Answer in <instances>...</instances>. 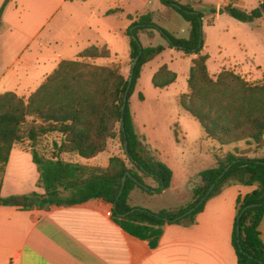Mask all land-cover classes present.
I'll return each instance as SVG.
<instances>
[{
  "label": "trees",
  "instance_id": "1",
  "mask_svg": "<svg viewBox=\"0 0 264 264\" xmlns=\"http://www.w3.org/2000/svg\"><path fill=\"white\" fill-rule=\"evenodd\" d=\"M159 1L174 9L188 23V36L176 37L154 23L151 11L126 14L131 20L124 32L129 40V58L132 61L138 55V59L132 69L122 125L120 108L128 76L124 77L115 65L62 60L56 71L27 101L11 91L0 94V187L10 150L23 138L22 124L28 118L33 124L38 120L39 124L26 132L31 142L48 132H58L62 138L51 157L31 149L38 173L37 185L43 193L31 192L26 196L23 208L74 205L99 198L111 205L112 219L126 233L145 240L153 248L157 246L166 224L194 223L206 200L224 185H256L252 191L236 198L231 243L237 264H264V243L259 230L264 217V157L247 156L253 149L239 152L234 146L232 151L221 157L214 154V165L199 172L198 180L191 186V200L184 206L153 211L129 204V194L133 189L138 188L148 195L159 194L170 186L172 178L171 168L156 159L136 133L129 107L128 97L140 77L142 66L165 49L163 44L143 46L137 36L140 30H147L149 34L155 30L167 41L168 47L175 46L187 55H194L188 70L187 91L178 95V103L200 124L206 138L220 146L243 141L249 142L254 149L264 147V72L262 78L255 82L243 80L237 73L226 69H221L215 76L210 75L206 65L208 55L202 52L203 14L179 0ZM7 2H2L0 16ZM224 7L240 22L264 18V0L249 10L232 2ZM210 10L216 12L214 8ZM121 11L115 7L105 14ZM78 55L109 57L110 51L106 45L98 47L92 44ZM176 77L175 71L162 64L153 73L151 83L155 88H165ZM139 97L142 99L141 93ZM117 135L124 156H111L104 168L68 162L60 157L61 153H76L81 158H92L103 152L108 141ZM227 165L230 166L224 171ZM126 171L130 176L126 177L119 193L121 178ZM219 175L221 177L218 178ZM146 178L155 180L157 186L147 184ZM0 204L18 205L12 196L0 197ZM190 208L191 212L184 214Z\"/></svg>",
  "mask_w": 264,
  "mask_h": 264
},
{
  "label": "crops",
  "instance_id": "2",
  "mask_svg": "<svg viewBox=\"0 0 264 264\" xmlns=\"http://www.w3.org/2000/svg\"><path fill=\"white\" fill-rule=\"evenodd\" d=\"M3 1L0 0V6ZM179 2L196 9L197 0ZM147 4H151V0H8L0 16V94L11 91L22 99H28L56 71L62 60H83L90 64L112 66L117 62L115 55H119L106 37L125 36L124 32L131 22L126 14L151 11L154 23L158 24L157 17L172 21L174 28L168 31L176 37L188 36V23L174 9L158 1L155 7L145 10ZM227 4L225 0H218L215 8ZM87 6L89 12L86 13L92 20L93 40L87 38L79 43L77 29L70 37L61 36L60 30L65 23L75 21L76 15L81 9L86 10ZM115 7L122 11L105 14ZM158 25L165 28L163 24ZM139 32L142 33L139 40L143 46L160 44L150 42L153 38H162L157 31L153 30L152 34L147 30ZM90 43L106 45L111 55L80 57L78 53ZM163 45L168 48L166 40ZM142 142L150 150L144 140ZM225 146H231L226 151H232L238 145ZM29 149L28 143H20L10 150L0 197L25 196L32 191L43 193V189L36 184L34 188L17 186L13 190L7 189L10 172L17 181H23L25 172L33 171L37 181L38 173ZM151 154L159 160L155 153ZM246 155L255 157V152L252 150ZM75 156L76 153L60 155L68 162H75ZM97 156L88 158L83 164L106 167L108 161L101 165L90 163ZM145 181L152 187L157 186L152 178ZM255 188L256 185L239 183L223 186L206 200L194 223L166 224L157 246L153 248L145 240L126 233L108 213L111 205L99 198L41 209L0 204V264H237L231 243L235 201L238 195L243 196ZM164 192L148 195L135 188L130 192L128 201L130 206H143L155 211L163 204L153 207L156 203L153 199L161 198L159 196ZM136 196L144 200L133 201ZM149 200L153 204L148 203Z\"/></svg>",
  "mask_w": 264,
  "mask_h": 264
},
{
  "label": "rangeland",
  "instance_id": "3",
  "mask_svg": "<svg viewBox=\"0 0 264 264\" xmlns=\"http://www.w3.org/2000/svg\"><path fill=\"white\" fill-rule=\"evenodd\" d=\"M158 1L151 0V4L145 5V10L155 7ZM225 1L249 10L255 7L260 0ZM217 2L218 0H197L196 4V10L203 14L201 21L202 52L208 55L206 65L209 74L215 76L221 69H226L237 73L243 80L249 82L260 80L264 72V18L252 22L237 21L229 13L218 14L217 6L215 8ZM221 7L223 6L221 5ZM211 8H214L216 12H211ZM86 11L89 12L88 6L86 10L85 8L81 9L80 14L76 15L75 21L65 23L60 30V35L64 38L70 37L73 34L72 31L77 29L79 43L84 42L87 38L93 40L94 32L90 26L92 20L89 19ZM157 20L158 24H163L170 31L173 30L172 21H164L158 17ZM118 23L117 21L116 24ZM137 36L138 39L142 38V33L139 32ZM106 38L111 40L112 48L119 55V57L115 55L117 62L112 65L118 66L121 74L127 77L131 61L128 38L123 35L115 37L110 35ZM150 42L164 44L165 39L159 37L156 40L153 38ZM96 46L100 47L101 45ZM192 57L175 46L166 48L142 66L140 77L128 97L134 128L142 141L144 140L145 144L150 147V150L145 147L151 153H155L159 160L166 163L173 171L172 186L166 188L167 190L164 189V194L159 196L161 198L153 199L156 203L153 204L150 200L148 202L153 204V207H156V204L157 206L163 204L160 209L186 205L191 200L189 188L198 180L199 172L214 165V154L221 157L231 147L222 146L220 148L221 146L215 141L206 139L200 124L183 111L178 103V95L187 91V76ZM73 61L88 63L83 60ZM162 64H166L169 69L175 71L177 77L168 87L155 88L151 83V77ZM139 93L142 94V99L139 97ZM23 101H27V99L23 97ZM38 124V120L33 124L28 118L21 126L23 138L16 145L28 143L30 152L31 149H35L39 154L51 157L57 150L62 136L58 132H48L31 142L26 137V132L31 126L34 127ZM109 141L111 143L108 147L99 153L95 160H91V164H106L112 155L124 156L118 135ZM248 143L238 142L237 150L243 152L253 149L255 157H264V147L254 149V146ZM74 159V163L80 164L87 160L77 154ZM13 175L11 172L8 175L6 183L8 190H13L17 186L27 188L28 186L34 188L35 184L38 186L33 171L25 172L23 181H17ZM132 200L138 203L144 199L141 196H136ZM259 230L264 243V217L259 225Z\"/></svg>",
  "mask_w": 264,
  "mask_h": 264
},
{
  "label": "water",
  "instance_id": "4",
  "mask_svg": "<svg viewBox=\"0 0 264 264\" xmlns=\"http://www.w3.org/2000/svg\"><path fill=\"white\" fill-rule=\"evenodd\" d=\"M217 13L218 14H223V13H227V10L225 7H218L217 8ZM133 38H136L135 36H133ZM137 59H138V55L135 56L133 58V60L131 61V64H130V70H129V75H128V83H127V86H126V89L124 91V94H123V97H122V105H121V108H120V111H121V118H120V123L122 125V113H123V110H124V106H125V103H126V97H127V93H128V90H129V87H130V83H131V79H132V69L133 67L135 66L136 62H137ZM123 146H124V149L126 150V140H124L123 142ZM230 165H227V167L224 169V171L229 167ZM127 176H130V173L128 171H126L124 173V175L122 176L121 178V188H120V191L119 193L121 192L123 186H124V183H125V180H126V177ZM221 177V175L218 176V178ZM213 184L209 187V190L212 188ZM13 201L15 203H17L18 205H24L26 202H27V199L24 195H19V196H15L13 198ZM192 208H190L189 210H187L184 214H188L189 212H191ZM183 214V215H184Z\"/></svg>",
  "mask_w": 264,
  "mask_h": 264
},
{
  "label": "built area",
  "instance_id": "5",
  "mask_svg": "<svg viewBox=\"0 0 264 264\" xmlns=\"http://www.w3.org/2000/svg\"><path fill=\"white\" fill-rule=\"evenodd\" d=\"M108 213H110V214H111V211H108Z\"/></svg>",
  "mask_w": 264,
  "mask_h": 264
}]
</instances>
